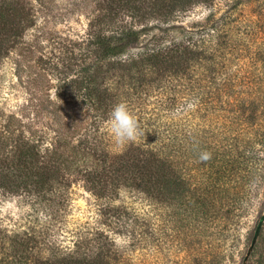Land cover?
<instances>
[{
  "label": "rangeland",
  "instance_id": "rangeland-1",
  "mask_svg": "<svg viewBox=\"0 0 264 264\" xmlns=\"http://www.w3.org/2000/svg\"><path fill=\"white\" fill-rule=\"evenodd\" d=\"M27 1L33 7L32 19L13 39L16 43L0 65V134L26 142L44 137V144H32L38 148L41 143L43 155L56 148L65 164L58 169L60 183L47 187L52 191L41 197L42 202L0 188L2 232L35 226L43 246L40 252L45 254L47 246H72L74 236L88 227L106 230L108 217L102 209L115 211L112 207L124 205L116 212L128 221L129 231L136 228L141 243L132 249L129 264H264V219L251 248L264 216V0H191L187 11L171 12L162 21L153 17L145 21L149 28L140 41L159 40L172 23L176 28H169L167 40L182 37L177 25L194 36L188 77L173 83L176 89L192 91L184 106L188 115L175 121L178 137L187 134L181 140L186 145L164 149V154L171 151L176 174L185 181V197L155 201L125 188L129 184L124 179L113 181L117 190L105 196L96 190L83 172L91 169L90 150L83 155L84 150L77 148L85 136L79 130L93 129L97 112L76 94L57 95L64 74L76 77L88 22L106 2L23 3ZM133 46L131 53L140 48ZM159 86L144 104H127L141 121L144 135L118 146L109 132L108 113L99 117L104 119L95 134L89 132L93 143L114 154L125 149L137 154V147L161 153L159 145L153 148L158 143L153 128L169 126L170 111L166 103H159L164 101L160 93L164 86ZM205 151L211 158L201 162L200 153ZM211 180L221 183L222 190L210 192ZM50 217L54 227L44 234L39 220ZM114 236L120 243L125 238Z\"/></svg>",
  "mask_w": 264,
  "mask_h": 264
},
{
  "label": "trees",
  "instance_id": "trees-1",
  "mask_svg": "<svg viewBox=\"0 0 264 264\" xmlns=\"http://www.w3.org/2000/svg\"><path fill=\"white\" fill-rule=\"evenodd\" d=\"M104 1L106 5L88 22L90 30L83 40L85 46L79 51L81 58L78 61L79 69L74 75L76 77L71 78L66 76L69 73L64 74L65 77L60 79L57 92L60 97L76 94L75 98L97 112V124L94 123L96 126L90 131L85 128L78 132L85 136H81L82 140L77 149L84 150L83 155L85 150H90L88 153L93 160L91 169L83 172L96 190L104 196L108 191L117 190L113 189V181L124 179L129 184L125 188L134 189L138 194L146 193L152 201L161 197L184 198L185 181L176 174L171 151L164 154V149L175 148L177 143L182 147L186 145L184 142L181 144V140H186L187 134H182L183 139L178 137L175 121L182 114L188 115V110L184 106L192 91L191 88L176 89L173 83L176 80L181 82L188 77L194 36L184 26L177 25L182 37L176 36L173 40H167L169 28H176V24L170 22L174 26L166 25L164 30L166 34L159 40L156 41L153 37L144 38L142 41L140 39L147 35L149 25L146 24L148 23L146 20L153 17L162 21L164 16L171 12L187 11L191 0ZM32 12L33 7L28 1L23 3V0H0V65L11 52L22 29L29 25ZM127 18H130V22ZM133 45L140 48L137 52L131 53ZM159 85L164 86L161 92L159 91L164 101L160 100L159 103L161 105L166 103L170 111L167 115L169 126L160 127L157 124L153 128V139L158 141L153 148L159 145L161 153L154 152L148 147V149L137 147V154L126 149L114 154L93 143L95 137H91L93 135L89 132L95 134V129H99L98 126L104 119L99 117L108 116L120 102L144 104L150 98L152 90L156 91L153 88L160 87ZM180 105H183L181 109ZM5 137L0 134V188L30 195L42 202L41 197H44L47 191H52L47 187L60 183L59 178H63L58 176V169H62L61 166L65 163L58 158L60 155L58 156L56 148L51 147L52 153L49 152L51 148L46 150L45 154L51 156L48 158L40 153L41 143L47 142L44 137L40 136L31 142L20 138L9 140V137ZM38 142H41L38 148L32 144ZM93 144L94 146H91ZM212 166L216 167V164L213 163ZM213 174L210 177L214 178ZM229 175L231 176V173ZM109 186H113L112 189ZM209 186L212 188L210 192L214 193L223 188L221 183L214 180H211ZM224 191L227 189L224 188ZM123 207L124 205L112 207L115 211L110 208L102 209L108 217L106 230L98 226L88 227L74 236L72 246L62 244L47 246L48 252L45 254L40 252L43 246H39L40 236L35 226L22 230L15 229L11 234L6 233L7 231L3 233L0 227L1 263L129 264L128 257L132 249L141 243L137 231L134 230L136 228L132 232L129 231L128 221L116 212ZM125 210L129 213L126 207ZM39 222L42 224L44 234L55 224L53 217L46 219L45 222L40 218ZM115 234L123 235L124 240L121 243L117 242ZM1 236L7 239H1Z\"/></svg>",
  "mask_w": 264,
  "mask_h": 264
},
{
  "label": "clouds",
  "instance_id": "clouds-1",
  "mask_svg": "<svg viewBox=\"0 0 264 264\" xmlns=\"http://www.w3.org/2000/svg\"><path fill=\"white\" fill-rule=\"evenodd\" d=\"M109 132L114 143L118 146L135 142L141 135H144L137 118L125 102L118 103L112 109L109 118ZM210 158V153L206 151L200 153L199 159L201 162L207 161Z\"/></svg>",
  "mask_w": 264,
  "mask_h": 264
},
{
  "label": "water",
  "instance_id": "water-1",
  "mask_svg": "<svg viewBox=\"0 0 264 264\" xmlns=\"http://www.w3.org/2000/svg\"><path fill=\"white\" fill-rule=\"evenodd\" d=\"M263 219H264V216L262 217V220L257 225V228L255 230V234H254V237H253V240H252L251 248L255 245V243L257 241V238L259 236V233H260V230H261V227H262Z\"/></svg>",
  "mask_w": 264,
  "mask_h": 264
}]
</instances>
